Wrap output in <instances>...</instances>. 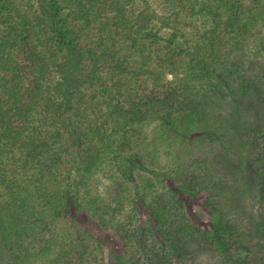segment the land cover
Returning <instances> with one entry per match:
<instances>
[{
	"label": "trees",
	"instance_id": "obj_1",
	"mask_svg": "<svg viewBox=\"0 0 264 264\" xmlns=\"http://www.w3.org/2000/svg\"><path fill=\"white\" fill-rule=\"evenodd\" d=\"M160 3L0 0V264H108L81 214L125 264H264L221 190L240 160L264 200V0Z\"/></svg>",
	"mask_w": 264,
	"mask_h": 264
},
{
	"label": "rangeland",
	"instance_id": "obj_2",
	"mask_svg": "<svg viewBox=\"0 0 264 264\" xmlns=\"http://www.w3.org/2000/svg\"><path fill=\"white\" fill-rule=\"evenodd\" d=\"M149 1L157 8L161 6L160 0ZM186 157L185 154H181V159H185ZM253 184L254 179L250 173V169H244L240 160H237L236 162L234 161L232 170L229 172V176L223 186L224 190L221 189L227 194L226 200L228 201L230 211L238 216L241 221L240 223L245 225V231L249 233L260 231V229H263L264 224V200L261 201V198L259 199L255 196ZM207 195V192H203L196 198L186 193L181 199L186 205V213H188L194 224L199 226V228L209 230L214 226L219 215L216 212L213 213L205 205ZM147 214H150L147 210L141 213L142 222L146 221ZM149 216L153 218L152 215ZM79 222L84 227L91 229L102 240L105 246L108 264H125L123 243L115 229L104 228L97 217L89 214H81ZM199 242L201 243V241ZM196 247H199V243L196 244ZM172 255L173 264H192L191 261L178 257L174 251ZM193 257H197L199 260L196 264H225L223 262L225 259L222 261L220 257L218 258L209 249H204L203 252ZM226 257L228 258L226 261L227 264H244L246 261V252L233 250Z\"/></svg>",
	"mask_w": 264,
	"mask_h": 264
}]
</instances>
